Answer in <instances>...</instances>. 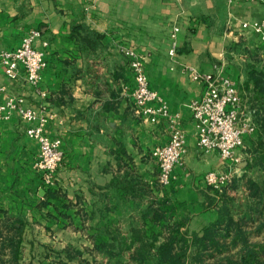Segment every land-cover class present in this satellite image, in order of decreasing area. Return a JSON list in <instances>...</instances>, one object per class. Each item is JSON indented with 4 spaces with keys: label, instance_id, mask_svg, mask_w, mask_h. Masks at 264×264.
Instances as JSON below:
<instances>
[{
    "label": "crops",
    "instance_id": "0c3cea01",
    "mask_svg": "<svg viewBox=\"0 0 264 264\" xmlns=\"http://www.w3.org/2000/svg\"><path fill=\"white\" fill-rule=\"evenodd\" d=\"M263 17L262 0H0V53L38 29L34 44L48 59L37 86L23 67L13 78L0 64V101L14 98L42 110L46 133L60 138L65 152L54 184L45 186L35 166L39 142L26 132L31 122L17 109L0 120V233L20 241L19 259H31L25 251L38 239L67 252L96 251L99 262H118V256L137 262L139 251L152 248L146 238L166 240L175 228L186 237L208 229L223 235L232 216L241 222L230 225L234 243L239 228L249 236L263 231L262 221H253L262 208L256 198L246 196L240 218L230 199L205 182L207 172L226 167L218 151L198 146L191 103L207 83L189 70L230 77L246 106L262 107L264 81L256 84L253 76L264 75V40L241 23ZM129 49L161 97L155 104L167 105L156 123L137 106ZM175 131L184 135L185 153L163 186L153 152ZM246 139L240 171L248 173L253 148ZM233 186L235 195L240 184ZM55 262L80 261L67 253Z\"/></svg>",
    "mask_w": 264,
    "mask_h": 264
},
{
    "label": "built area",
    "instance_id": "2783aa9c",
    "mask_svg": "<svg viewBox=\"0 0 264 264\" xmlns=\"http://www.w3.org/2000/svg\"><path fill=\"white\" fill-rule=\"evenodd\" d=\"M264 1V0H262ZM243 30L258 32L264 40V17L259 20L243 21ZM179 27L172 33L174 43L170 49L176 51V37ZM41 34L40 30L32 29L23 36L21 44L12 50H3L0 53V64L5 72L17 78L20 68L23 67L27 80L37 86L42 71L48 66L47 51L34 44V39ZM42 45L47 47L48 42ZM125 53L132 58L131 65L135 72L136 87L134 95L138 108L145 120L158 122L161 114L168 113L166 103L156 105L161 97L156 90L150 87L149 78L144 70L141 58L132 49ZM194 80L207 83L206 89L200 98L191 103L193 117L197 124V143L204 151H218L226 169L211 170L204 175L207 185L222 191L232 180V175L242 167L244 158L242 150L246 148V137L257 131L255 119L257 108L246 106L244 92L230 77H216L212 73L199 72L193 67L189 68ZM19 110L21 116L31 122L26 132L38 140L40 152L36 161V168L43 174L45 186H52L55 176L63 164L65 152L60 138H53L45 131L48 122L47 115H42V110L24 108L18 101L10 98L6 102L0 101V120L9 118L14 110ZM185 153V139L183 133L175 131L169 141L158 145L153 154L158 163L157 180L161 185H168L173 177V172L183 159Z\"/></svg>",
    "mask_w": 264,
    "mask_h": 264
},
{
    "label": "rangeland",
    "instance_id": "374dc122",
    "mask_svg": "<svg viewBox=\"0 0 264 264\" xmlns=\"http://www.w3.org/2000/svg\"><path fill=\"white\" fill-rule=\"evenodd\" d=\"M249 136L251 137L249 141L250 142L252 141L251 146L253 148V152L250 151L251 155H250V160L248 161L253 166L250 167V164H249L248 173H246V171L245 172L240 171L241 169L238 170L237 172H234V174L232 175L231 183L226 188H224L222 191L216 190L214 188L216 191H218L217 192L218 195L222 193L223 200L224 198L228 199L229 197H231L233 201L228 200V202L231 205L232 212L235 214V216L237 217L239 216L240 218L241 216L245 215V212L242 215L239 214L240 205L244 203L246 196L250 195L249 193L245 192V186H246V181H244L246 179V177H244L245 174H248L249 176L255 177V178H259V175H260L264 179V171L262 168H260V165H258V164H261V162L256 163L255 157L257 155L256 154L257 151H254V149L255 150L259 149V151L263 150L264 135L261 137V135L256 132ZM247 148H248V145L246 143V150H248ZM242 152H244V149ZM258 156H260V154H258ZM242 178H245V179L241 180ZM232 184H236L238 186L240 184L239 188L237 189L238 192L235 195L232 194L233 192ZM244 220H246V218ZM255 224L256 223L253 222L250 225V227L252 228V230L254 229V231L255 230L257 231V227H255ZM214 231L217 237L220 238V243H222L221 245L223 244L227 245L226 246L227 248H224L223 251H219V249H216L217 247H214V246L204 247V245L200 241L195 242V240L201 236H199L197 233L192 232L191 235H188L186 237L187 255H186L184 264H218L220 259L227 258V257H231L233 262H235V264H248V263H244L243 261L244 259L243 256L245 255V251L242 250L241 248L242 247L241 241L238 240V243L232 242L235 238H237L235 233H232L231 235H226V237L224 238L225 233L221 235V232L218 233L216 232V230ZM41 237H42L41 239L45 238V236H41ZM83 237L85 239V242H87V237L86 236H83ZM163 237H164L163 235H159L156 240H153V239L148 240V238L144 240L143 243H145V246H150V247L152 246L153 249L151 248L152 249L151 250L149 247H147L145 250H143V252L146 253V257H147L146 260H144L143 262H140V261L123 262V258L125 260L124 256H118V262H107V263L99 262L100 259L96 258L95 256V253H97L96 251H86L84 249H81V250L78 249V251L69 250L67 252L58 247H53L52 245L46 246L44 245L45 243H42L41 240L37 239L35 242V249L32 248L31 252L25 251V257L31 258L29 261L28 259L24 260L22 256H21L22 258L20 257V259L15 258L14 260L10 261L9 260L10 254H7L6 252V253H3V257L7 261L0 263V264H160L159 263L160 261H158L157 259L155 260V258H153V255L156 252L155 250L165 240V239L163 240ZM38 242L41 243L40 247L38 245L39 244ZM250 245H252V247L255 245V249L260 250V252L262 251V254L260 257H261V260L264 262V230L261 232L255 233V235L250 236ZM67 253H73L74 258L80 262H55V260H57L58 258L63 259ZM41 260H43L44 262H41ZM85 260H87V262H84Z\"/></svg>",
    "mask_w": 264,
    "mask_h": 264
},
{
    "label": "trees",
    "instance_id": "16d2710c",
    "mask_svg": "<svg viewBox=\"0 0 264 264\" xmlns=\"http://www.w3.org/2000/svg\"><path fill=\"white\" fill-rule=\"evenodd\" d=\"M256 84H260L261 81H264V75H256L253 76ZM259 93L261 96L264 97V90H259ZM264 102L262 101V107H258L257 113L255 116L256 122H257V133L261 135V137L264 135ZM263 142V140H262ZM261 142V143H262ZM264 150V148H263ZM263 150L257 149L254 151L256 152L255 161L256 163L261 162L260 168L264 171V152ZM260 154V156H258ZM250 164V167L253 165L248 161V166ZM241 180L246 181V184L248 186V193L257 199L259 201V204H261V209L258 211H254V219L253 221H262V225L264 226V179L259 175V178L251 177L248 174H246ZM235 186V184H234ZM233 186V187H234ZM217 190V189H216ZM228 199L232 200L231 197ZM256 210V209H255ZM230 211V210H229ZM232 216V215H231ZM251 217V216H250ZM229 224L227 225L225 236L230 235V225L236 224L241 226V222H236V220L232 217L228 220ZM240 232L238 234V239L242 240L243 243L242 250L245 251V255L243 256L244 263L248 264H264V262L261 260V254L262 251L255 249V245L252 247L250 245V239L249 235H247L246 232H242V228H239ZM237 238H235L233 241L235 242ZM186 236H184L179 228L173 229L172 233L169 234V236L162 242V244L156 249V252L153 255V258L155 260L157 259L160 261V264H184L185 258L187 255L186 252ZM200 241L204 247H210L214 246L217 247L216 249H219V251H223L224 248H227V245H221L220 238L217 237V235L214 233V230L208 229L205 234L198 239L195 240V242ZM232 241V242H233ZM9 242V244H8ZM15 243L14 239L10 240L6 235L0 233V263L6 262L7 260L3 257V253L10 254L9 260L12 261L15 258H19L21 250H20V241H16ZM179 244V246H178ZM249 246V248H248ZM135 259H138V261L143 262L146 260V253L143 251H139L137 253V256L134 257ZM12 259V260H11ZM225 261V262H224ZM218 264H235L233 262L231 257L222 258L219 260Z\"/></svg>",
    "mask_w": 264,
    "mask_h": 264
}]
</instances>
